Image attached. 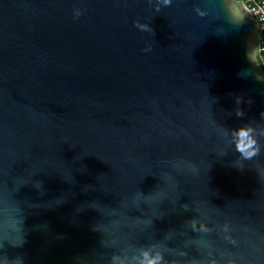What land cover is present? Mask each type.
Here are the masks:
<instances>
[{"label": "water", "instance_id": "water-1", "mask_svg": "<svg viewBox=\"0 0 264 264\" xmlns=\"http://www.w3.org/2000/svg\"><path fill=\"white\" fill-rule=\"evenodd\" d=\"M227 2L0 0V264H264L231 135L264 133L261 30Z\"/></svg>", "mask_w": 264, "mask_h": 264}, {"label": "clouds", "instance_id": "clouds-1", "mask_svg": "<svg viewBox=\"0 0 264 264\" xmlns=\"http://www.w3.org/2000/svg\"><path fill=\"white\" fill-rule=\"evenodd\" d=\"M166 2H170V0H166ZM226 3L230 11L231 9L227 0ZM238 115H243V112L238 111ZM262 134L264 133L259 132L258 129L251 124H246L231 130L236 151H238L244 159H251L254 155L258 154L262 147H264L259 143V138ZM135 260L136 264H164L162 253L158 251L154 252L151 248L143 249ZM118 264H126V261L119 260Z\"/></svg>", "mask_w": 264, "mask_h": 264}, {"label": "built area", "instance_id": "built-area-1", "mask_svg": "<svg viewBox=\"0 0 264 264\" xmlns=\"http://www.w3.org/2000/svg\"><path fill=\"white\" fill-rule=\"evenodd\" d=\"M258 20L261 30V54L264 53V0H241Z\"/></svg>", "mask_w": 264, "mask_h": 264}, {"label": "trees", "instance_id": "trees-1", "mask_svg": "<svg viewBox=\"0 0 264 264\" xmlns=\"http://www.w3.org/2000/svg\"><path fill=\"white\" fill-rule=\"evenodd\" d=\"M264 53L262 52V54H261V61H262V63H263V65H264Z\"/></svg>", "mask_w": 264, "mask_h": 264}, {"label": "rangeland", "instance_id": "rangeland-1", "mask_svg": "<svg viewBox=\"0 0 264 264\" xmlns=\"http://www.w3.org/2000/svg\"><path fill=\"white\" fill-rule=\"evenodd\" d=\"M264 61V60H263Z\"/></svg>", "mask_w": 264, "mask_h": 264}]
</instances>
